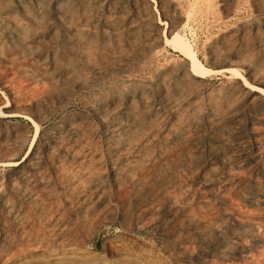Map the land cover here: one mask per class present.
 <instances>
[{"label":"rangeland","instance_id":"1","mask_svg":"<svg viewBox=\"0 0 264 264\" xmlns=\"http://www.w3.org/2000/svg\"><path fill=\"white\" fill-rule=\"evenodd\" d=\"M50 1L0 0V264H264V0Z\"/></svg>","mask_w":264,"mask_h":264},{"label":"bare ground","instance_id":"2","mask_svg":"<svg viewBox=\"0 0 264 264\" xmlns=\"http://www.w3.org/2000/svg\"><path fill=\"white\" fill-rule=\"evenodd\" d=\"M31 1V0H30ZM36 1V0H35ZM57 1V0H56ZM65 1V0H64ZM151 1V3L153 2V3H156V0H150ZM189 1V0H188ZM207 1V0H206ZM226 1V0H225ZM233 1V0H232ZM49 2L51 3L52 1H50L49 0ZM228 2V1H227ZM241 2V1H240ZM251 2H252V0H251ZM34 3V2H33ZM58 3V2H57ZM175 3V2H174ZM174 3H172V4H174ZM21 4H23V3H21ZM90 4V3H89ZM224 5H226L225 3H223ZM37 5V4H36ZM60 5V4H59ZM167 4H165V6H166ZM1 6V5H0ZM170 5H168V7H169ZM174 6V5H173ZM172 6V7H173ZM185 6V5H184ZM183 6V7H184ZM223 6V5H222ZM259 7H260V4L258 5ZM171 7V6H170ZM230 7V6H229ZM245 7V6H244ZM9 8V7H8ZM19 8H21V7H19ZM28 8V7H27ZM97 8V7H96ZM261 8H262V6H261ZM13 9H14V7H13ZM12 9V10H13ZM34 9V8H33ZM55 9V8H54ZM242 9V8H241ZM244 9V8H243ZM90 10V9H89ZM104 10V9H103ZM168 10V9H167ZM172 10V9H171ZM170 10V11H171ZM21 11V10H20ZM169 11V10H168ZM174 11V10H173ZM189 11H191V10H189ZM0 12H1V10H0ZM4 12V11H3ZM12 12V11H11ZM50 12V11H49ZM78 12V11H77ZM262 12V11H261ZM27 13V12H26ZM60 13V12H59ZM58 13V14H59ZM103 13V12H102ZM170 13V12H169ZM28 14V13H27ZM172 14V13H171ZM225 14V13H224ZM233 14V13H232ZM3 15V14H2ZM29 15V14H28ZM46 15V14H45ZM173 15V14H172ZM238 15V14H237ZM20 16V15H19ZM53 16H55V15H53ZM176 16V15H175ZM233 16V15H232ZM29 17V16H28ZM48 17V16H47ZM66 17V16H65ZM64 17V18H65ZM182 17V16H181ZM195 17V16H194ZM2 18V17H1ZM189 18H190V14H187V16L185 17V19L179 24V26H180V28H182L183 30H185L184 28L185 27H187L188 26V20H189ZM176 19V18H175ZM174 19V20H175ZM222 19H224V18H222ZM19 20V19H18ZM17 20V21H18ZM26 20V19H25ZM24 20V21H25ZM70 20V19H69ZM170 20V19H169ZM174 20H172V21H174ZM178 20V19H177ZM2 21V20H1ZM254 21V20H253ZM56 22V21H55ZM158 24H162V21L159 19V18H157V21H156ZM164 22H166V21H164ZM164 22H163V24H164ZM260 22V21H259ZM178 23V22H177ZM176 23V24H177ZM235 23V22H234ZM243 23V22H242ZM264 23V22H263ZM56 24V23H55ZM228 24V23H227ZM244 24V23H243ZM22 25V24H21ZM70 25V24H69ZM165 25H167V23L165 24ZM226 25V24H225ZM249 25V24H248ZM168 26V25H167ZM174 26V25H173ZM247 26V25H246ZM251 26V25H250ZM254 26V25H253ZM263 26V25H262ZM47 27V26H46ZM103 27V26H102ZM197 27V26H196ZM229 27V26H228ZM231 27V26H230ZM239 27V26H238ZM237 27V28H238ZM252 27V26H251ZM23 28V27H22ZM164 28V27H163ZM171 28H173L172 26H171ZM223 28V27H222ZM232 28V27H231ZM241 28V27H240ZM240 28H239V30H240ZM243 28H245V26L243 27ZM253 28V27H252ZM42 29V28H41ZM81 29V28H80ZM210 29V28H209ZM228 29V28H227ZM235 29V28H234ZM163 30V29H162ZM208 30V29H207ZM229 30V29H228ZM237 30V29H236ZM53 31V30H52ZM213 31V30H212ZM216 31V30H215ZM23 32V31H22ZM230 32V31H229ZM47 33V32H46ZM60 33V32H59ZM161 33V32H160ZM39 34V33H38ZM115 34H117V33H115ZM161 34H164L163 32L161 33ZM220 34H221V32H220ZM42 35V34H41ZM64 35V34H63ZM154 35V34H153ZM228 35V34H227ZM232 35H233V33H232ZM235 35V34H234ZM61 36V35H60ZM59 36V37H60ZM217 36V35H216ZM226 36V35H225ZM222 36H220V38H221ZM234 37V36H233ZM45 38V37H44ZM63 38V37H62ZM108 38V37H107ZM219 38V39H220ZM225 38H227V37H225ZM36 39H37V37H36ZM210 39V38H209ZM213 39V38H212ZM58 40H60V39H58ZM221 40V39H220ZM220 40H219V42H220ZM32 41V40H31ZM41 41V40H40ZM61 41V40H60ZM64 41V40H63ZM146 41V40H145ZM163 41L166 43V44H168V46H170L173 50H175V51H178L180 54H182L184 57H185V59H187V60H185V61H187L188 62V67H189V70H190V72H191V74L192 75H194V76H196V77H206L207 75H214V74H217L218 72H219V70H214V69H212V68H209L208 66H205L202 62H201V60L198 58V56H197V54H196V51H195V48H193V46H192V44H191V42H190V40H189V38L187 37V35L185 34V33H183V32H181L179 29H175V30H172L171 32H170V35L169 36H167V35H163ZM227 41H229V40H227ZM34 42V41H33ZM42 42V41H41ZM62 42V41H61ZM208 42V41H207ZM15 43V42H14ZM69 43V42H68ZM67 43V44H68ZM212 43V42H211ZM217 43V42H216ZM17 44V43H16ZM58 44V43H57ZM66 44V43H65ZM85 44V43H84ZM129 44V43H128ZM36 45V44H35ZM69 45V44H68ZM108 45V44H107ZM118 45V44H117ZM210 45V44H209ZM229 45H231V44H229ZM123 46V45H122ZM208 46V45H207ZM41 47V46H40ZM126 47V46H125ZM233 47V46H232ZM3 48V47H2ZM59 48V47H58ZM119 48V47H118ZM131 48V47H130ZM208 48V47H207ZM60 49V48H59ZM96 49V48H95ZM125 49V48H124ZM123 49V50H124ZM211 49V48H210ZM25 50V49H24ZM216 50V49H215ZM94 51V50H93ZM96 51V50H95ZM103 51V50H102ZM207 52H208V50H206ZM81 52V51H80ZM219 53V52H218ZM38 54V53H37ZM216 54V53H215ZM30 55H32V54H30ZM35 55V54H34ZM42 55V54H41ZM116 55V54H115ZM118 55H119V53H118ZM36 56V55H35ZM213 56V55H212ZM22 57V56H21ZM39 57V56H38ZM85 57H86V59H87V61H88V63H87V65L88 66H90V67H94V63H93V60H94V56H93V54L91 53V51H87L86 52V54H85ZM210 57H211V55H210ZM79 58V57H78ZM112 58V57H111ZM208 58V57H207ZM217 58V57H216ZM76 59V58H75ZM128 59V58H127ZM155 59V58H154ZM244 59V58H243ZM18 60V59H17ZM16 60V61H17ZM183 60V59H182ZM63 61V60H62ZM176 61V60H175ZM242 61V60H241ZM5 62V61H4ZM243 62V61H242ZM252 62V61H251ZM177 64H178V62H176ZM3 64V63H2ZM135 64V63H134ZM173 65V64H172ZM181 65V64H180ZM228 65V64H227ZM244 65V64H243ZM242 65V66H243ZM254 65V64H253ZM128 66V64H124V65H122L121 67V70L122 69H124L125 67H127ZM168 66V65H167ZM170 66V65H169ZM168 66V67H169ZM175 66V65H174ZM179 66V65H178ZM223 66V65H222ZM232 66V65H231ZM60 67V66H59ZM171 67V66H170ZM226 67V66H225ZM247 67V66H246ZM256 67V66H255ZM35 68H36V66H35ZM166 68V67H165ZM175 68V67H174ZM176 68H177V66H176ZM180 68V67H179ZM248 68V67H247ZM152 69V68H151ZM156 69V68H155ZM163 69V68H162ZM173 69V68H172ZM49 70V69H48ZM63 70V69H62ZM158 70V69H157ZM179 70V69H178ZM225 70H227V71H229V73L231 74V76H236V77H238L239 79H241V81H242V83L244 84V85H246V86H249L250 88H252V89H255V90H258V92H260V93H262V94H264V89L263 88H261V86L259 87V86H256V85H253V84H250L246 79H245V77L243 76V74L238 70V69H236L234 66L233 67H227ZM14 71V70H13ZM45 71V70H44ZM100 71V70H99ZM177 71V70H176ZM222 71V70H221ZM245 71V70H244ZM165 72V71H164ZM65 73V72H64ZM260 73V72H259ZM62 74H63V72H62ZM62 74H61V76H62ZM175 74V73H174ZM246 74V73H245ZM155 75V74H154ZM252 75V74H251ZM260 75V74H259ZM247 76V75H246ZM254 76V75H253ZM116 77V76H115ZM172 77V76H171ZM174 77V76H173ZM256 77V76H255ZM64 78V77H63ZM111 78V77H110ZM157 78V77H156ZM155 78V79H156ZM56 79V78H55ZM82 79V78H81ZM118 79V78H117ZM173 79V78H172ZM254 79V78H253ZM131 80V79H130ZM139 80V79H138ZM203 80H206V79H204L203 78ZM85 82H86V80H84ZM106 81V80H105ZM114 82H115V80H113ZM125 81V80H124ZM152 81V80H151ZM201 81V80H200ZM240 81V80H239ZM107 82V81H106ZM118 82V81H117ZM126 82V81H125ZM146 82V81H145ZM150 82V81H149ZM121 83V82H120ZM151 83V82H150ZM180 83V82H179ZM189 83V82H188ZM118 84V83H117ZM122 84V83H121ZM60 85V84H59ZM99 85V84H98ZM209 85H211V84H209ZM100 86V85H99ZM111 86V85H110ZM97 87V86H96ZM212 87H214V86H212ZM105 88V87H104ZM103 88V89H104ZM132 88V87H131ZM136 88V87H135ZM217 88V87H216ZM220 88H222V87H220ZM97 89V88H96ZM100 89V88H99ZM106 89V88H105ZM108 89V88H107ZM152 89V88H151ZM156 89V88H155ZM173 89V88H172ZM208 89V88H207ZM215 89V88H214ZM218 89V88H217ZM216 89V90H217ZM234 89V88H233ZM81 90H83V89H81ZM108 90H110V89H108ZM148 90V89H147ZM153 90V89H152ZM158 90V89H157ZM193 90V89H192ZM143 91V90H142ZM149 91V90H148ZM200 91V90H199ZM202 91V90H201ZM208 91V90H207ZM206 91V92H207ZM220 91V90H219ZM235 91V90H234ZM249 91V90H248ZM76 92V91H75ZM74 92V93H75ZM104 92V91H103ZM205 92V93H206ZM254 92V91H253ZM96 93V92H95ZM100 93V92H99ZM109 93V92H108ZM137 93V92H136ZM160 93V92H159ZM204 93V92H203ZM77 94V93H76ZM98 94V93H97ZM104 94V93H103ZM107 94V93H106ZM109 94H111V93H109ZM125 94V93H124ZM123 94V95H124ZM198 94V93H197ZM218 94V93H217ZM245 94V93H244ZM250 94V93H249ZM95 95V94H94ZM100 95V94H99ZM199 95V94H198ZM108 96V95H107ZM135 96V95H134ZM153 96V95H152ZM155 96V95H154ZM160 96V95H159ZM159 96H157V97H159ZM174 96V95H173ZM208 96V95H207ZM228 96V95H227ZM262 96V95H261ZM73 97H75V96H73ZM120 97H122V96H120ZM137 97V96H136ZM156 97V98H157ZM200 98H201V96H199ZM204 97H205V95H204ZM203 97V98H204ZM226 97V96H225ZM102 98V97H101ZM163 98V97H162ZM220 98V97H219ZM86 99V98H85ZM136 99H138V98H136ZM190 99V98H189ZM225 99V98H224ZM260 99V98H259ZM258 99V100H259ZM70 100V99H69ZM205 100V99H204ZM47 101V100H46ZM109 101V100H108ZM111 101V100H110ZM126 101V100H125ZM189 101V100H188ZM195 101V100H194ZM1 102V101H0ZM156 102V101H155ZM202 102H204V101H202ZM206 102V101H205ZM95 103V102H94ZM210 103V102H209ZM216 103V102H215ZM214 103V104H215ZM223 103V102H222ZM226 103V102H225ZM225 103H223L224 105H225ZM89 104V103H88ZM103 104V103H102ZM157 104V103H156ZM161 104V103H160ZM3 105V104H2ZM98 105H100V104H98ZM116 105V104H115ZM122 105H123V103H122ZM243 105V104H242ZM165 106V105H164ZM246 106V105H245ZM258 106V105H257ZM101 107V106H100ZM48 108H51V107H48ZM63 108V107H62ZM166 108V107H165ZM53 109V108H52ZM57 109V108H56ZM86 109V108H85ZM96 109V108H95ZM97 109H98V107H97ZM167 109V108H166ZM178 109V108H177ZM203 109H204V107H203ZM58 110V109H57ZM100 110V109H99ZM120 110V109H119ZM193 110V109H192ZM220 110V109H219ZM207 111V110H206ZM89 112V111H88ZM98 112V111H97ZM204 112V111H203ZM0 113H2V110H1V108H0ZM118 113V112H117ZM166 113V112H165ZM98 114V113H97ZM116 114V113H115ZM8 116H11V115H21V116H24L29 122H31L32 123V125H33V127H34V129H35V134H38V132H39V129H40V124H39V122H37L36 120H34L32 117H30V115H28V114H21V113H18V111L17 112H9V114H7ZM164 115V114H163ZM202 115V114H201ZM243 115V114H242ZM5 116H6V114H5ZM203 116V115H202ZM3 117V116H2ZM238 117V116H237ZM82 118V117H81ZM204 118V117H203ZM188 119V118H187ZM77 120V119H76ZM95 120V119H94ZM256 120V119H255ZM123 121V120H122ZM189 121V120H188ZM183 122V121H182ZM220 122V121H219ZM259 122V121H258ZM205 123V122H204ZM67 124V123H66ZM167 125V124H166ZM185 126V125H184ZM205 126V125H204ZM2 127V126H1ZM235 127V126H234ZM5 128V127H4ZM101 128V127H100ZM223 128V127H222ZM57 130V129H56ZM55 131V130H54ZM88 131V130H87ZM55 133V132H54ZM98 133V132H97ZM200 134H202V133H200ZM65 135H66V133H65ZM3 136V135H2ZM102 136V135H101ZM203 136V135H202ZM64 138V137H63ZM101 138V137H100ZM33 139H35V137L33 138ZM56 140V139H55ZM68 140V139H67ZM105 140V139H104ZM203 140V139H202ZM33 141V140H32ZM35 141V140H34ZM49 142V141H48ZM67 142V141H66ZM76 142V141H75ZM32 143V142H31ZM218 143V142H217ZM66 144V143H65ZM104 144V143H103ZM106 144H108V143H106ZM31 145V144H30ZM52 145V144H51ZM89 145V144H88ZM32 146V145H31ZM30 146V147H31ZM70 146V145H69ZM72 146V145H71ZM70 146V147H71ZM231 146V145H230ZM41 147V146H40ZM103 147V146H102ZM196 147V146H195ZM202 147V146H201ZM77 148V147H76ZM85 148H87V147H85ZM228 148V147H227ZM236 148V147H235ZM239 148V147H238ZM237 148V149H238ZM78 149V148H77ZM76 149V150H77ZM117 149V148H116ZM116 149H114V150H116ZM102 150H104V149H102ZM119 150V149H118ZM230 150V149H229ZM105 151H107V150H105ZM220 151H222V150H220ZM103 152V151H102ZM117 152V151H116ZM241 152V151H240ZM103 154H105V152H103ZM111 154V153H110ZM137 154V153H136ZM139 155V154H138ZM137 155V156H138ZM245 155V154H244ZM247 155V154H246ZM226 156V155H225ZM44 157V156H43ZM26 158V157H25ZM106 158V157H105ZM118 158V157H117ZM110 159V158H109ZM123 159V158H122ZM228 160V159H227ZM6 161V160H5ZM25 161H27V160H25ZM92 161V160H91ZM107 161V160H106ZM257 161V160H256ZM7 162V161H6ZM57 162V161H56ZM61 162V161H60ZM10 163H13L12 165L13 166H16V165H18L19 166V162L17 161V162H10ZM21 163V162H20ZM24 163V162H23ZM47 163V162H46ZM1 164H6L4 161L3 162H0V165ZM107 164V163H106ZM73 165V164H72ZM96 165V164H95ZM98 165V164H97ZM109 165H111V164H109ZM107 166V165H106ZM153 166V165H152ZM232 166V165H231ZM258 166V165H257ZM14 168V167H13ZM48 168V167H47ZM232 168H233V166H232ZM97 169V168H96ZM105 169V168H104ZM12 170V169H11ZM40 170V169H39ZM127 170V169H126ZM50 171V170H49ZM51 171H52V169H51ZM50 171V172H51ZM108 171V170H107ZM11 174V173H10ZM47 174V173H46ZM113 174V173H112ZM142 175V174H141ZM226 175V174H225ZM136 176V175H135ZM143 177H145V176H143ZM138 178V177H137ZM148 178V177H147ZM251 180V179H250ZM48 182V181H47ZM117 183V182H116ZM230 184V183H229ZM258 184H259V182H258ZM110 185V184H109ZM114 185H115V182H114ZM117 185H119V184H117ZM107 186V185H106ZM105 186V187H106ZM245 187V186H244ZM65 188V187H64ZM104 190V189H103ZM247 190H248V188H247ZM164 191V190H163ZM46 192V191H45ZM251 193V192H250ZM13 196V195H12ZM30 197V196H29ZM161 197V196H160ZM52 198V197H51ZM91 198V197H90ZM163 198V197H162ZM109 201H110V199H109ZM115 201V200H114ZM57 202V201H56ZM70 204V203H69ZM178 205V204H177ZM170 211V210H169ZM225 215V214H224ZM232 215V214H231ZM60 218V217H59ZM74 220V219H73ZM200 221V220H199ZM24 222V221H23ZM3 226V225H2ZM213 226V225H212ZM189 229V228H188ZM74 234V233H73ZM228 234V233H227ZM54 238V237H53ZM263 238V237H262ZM7 241V240H6ZM25 245V244H24ZM239 245V244H238ZM26 248V247H25ZM60 264V263H59ZM65 264V263H64ZM74 264H76V263H74ZM83 264V263H82ZM87 264V263H86Z\"/></svg>","mask_w":264,"mask_h":264}]
</instances>
